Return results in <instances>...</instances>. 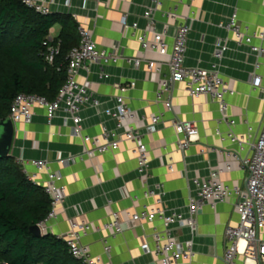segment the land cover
Listing matches in <instances>:
<instances>
[{"label": "crops", "instance_id": "obj_1", "mask_svg": "<svg viewBox=\"0 0 264 264\" xmlns=\"http://www.w3.org/2000/svg\"><path fill=\"white\" fill-rule=\"evenodd\" d=\"M150 6L151 0H55L52 15L72 17L79 27L91 30L96 43L107 51L161 61L165 56L144 53L137 39L146 25L143 15ZM175 7L177 18H167L161 11L156 13L158 31H168L171 49L174 27L189 22L186 65L190 67L209 68L214 61L216 40L227 41L229 50L221 62V72L235 91L228 97L229 115L237 121L235 131L238 134H247L252 128L256 135L264 120V66L257 68L256 64L264 62V57L259 59L251 46H264V40L254 37L250 42L240 43L225 27L237 10L243 28L248 27L251 34L264 33V0H165L162 9ZM123 21L136 23L138 30L126 31ZM61 31L62 25L57 23L50 34L58 38ZM255 75L262 78L258 87L253 84ZM164 76L169 77L168 70ZM160 78L144 67L135 68L126 60L105 65L88 63L80 69L78 79L89 86L92 98L100 99L101 105L97 108L91 104L83 106L82 127L84 133L90 135H100L106 128L112 139L115 121L105 110L115 105L120 88L133 82L134 86L125 96L129 106L144 120L140 133L150 152V184L163 185L164 204L168 210L187 215L190 197L196 196L193 180L206 182L211 171L224 165L226 152L237 150V146L227 138L229 126L222 121L218 103L211 96L192 98L184 84L176 83L158 100ZM168 99L172 100L173 111L166 108ZM33 111L30 124H16L11 155L19 161L47 160L52 170L63 175L61 183L67 186L68 195L57 216L46 224V232L64 236L70 232L73 221L91 222L95 229L83 237L82 242L93 256H102L104 264H162L154 253L144 249L146 243L154 248L153 226L161 228L162 223L136 224L129 217L130 212L154 204L153 198L143 194L145 186L132 151L134 143L123 141L115 151L89 157L82 138L72 134L73 121L67 110L61 109L51 124L44 109L34 108ZM160 113L163 121L155 132H148L145 122ZM174 116L195 121L198 127L199 138L186 150L180 148L171 126ZM241 154L245 156L246 152ZM69 157L72 159L61 161ZM27 169L34 171L35 167L29 165ZM247 175L236 163L232 170L222 174V179L230 186H245ZM39 179L46 180L47 173H39ZM235 201L232 198L220 202L215 208L207 205L199 211L193 232L188 227L177 230L179 240L193 241L196 253L193 264H225L227 227L239 223ZM116 211L120 214L123 231L113 236L105 224L113 220ZM105 240L111 246L108 253H104ZM236 264H264V261L245 260L239 255Z\"/></svg>", "mask_w": 264, "mask_h": 264}, {"label": "built area", "instance_id": "obj_2", "mask_svg": "<svg viewBox=\"0 0 264 264\" xmlns=\"http://www.w3.org/2000/svg\"><path fill=\"white\" fill-rule=\"evenodd\" d=\"M55 0H23L24 4L42 15H52V8ZM165 0H151L152 6L144 13L146 25L138 34L137 39L144 53L155 52L165 56L164 60L156 61L145 57H127L119 53L110 52L100 47L94 38L91 30L79 27L80 42L73 47L67 57L68 77L61 88L57 98L53 101L44 96L36 94L20 93L14 99L11 106L10 117L15 124H30L34 116V108L45 110L47 121L51 124L61 109L67 110L73 121L72 134L82 138L86 145V154L94 157L99 153L115 151L120 148L123 141L134 143L132 149L137 162V170L144 182V197L153 198V205H144L142 210L129 213L130 220L134 223H150L156 221L162 223V227L153 226L151 234L154 248L148 243L144 245L147 252L154 253L162 264H193L196 253L193 248V241H181L178 239L177 230L188 227L195 230L199 211L210 205L215 208L220 202L235 198V207L239 214V223L229 226L226 230L227 249L224 255L225 264H236V259L242 255L245 260L264 261V120L261 130L254 135L252 128L247 134H238L235 131L237 121L229 115L228 97L234 95L235 91L230 88L227 78L221 72V62L225 53L229 50V44L225 39H217L215 42L214 61L209 68L190 67L186 65V54L188 49V35L191 27L188 21L179 23L174 30L173 44L167 41L168 31H158L156 13L161 11L165 17H178L177 7L172 10H163ZM123 27L127 31L138 30L136 23L128 24L123 21ZM235 35L236 41L250 42L254 37L264 40V33L251 34L248 27H242L239 22L238 11L234 10L225 27ZM49 33L46 41L45 59L49 64H54L61 53V45ZM251 49L260 59L264 57L263 45H252ZM126 60L135 68L144 67L149 73L158 75L160 87L157 91V99L160 100L165 93H168L176 83L184 84L186 91L192 98L202 95H209L218 103L222 115L229 130L226 133L228 139L237 146V150L226 152V161L217 171H211L208 180L202 182L194 179L193 185L196 189V196L190 197L188 214L178 211H170L165 207V190L162 184H150L151 158L147 144L140 133V118L126 101V92L134 86L128 83L120 88V93L115 97V105L107 108L105 113L115 121L116 129L114 137L110 138V132L104 128L100 135L85 134L82 127L83 118L80 115L84 105L91 104L94 107L101 105L98 98H92L91 90L86 83L79 81L80 69L88 63L110 64ZM264 66V62L258 61L256 67ZM165 70L169 71V77L164 76ZM262 78L255 75L253 84L255 87L261 85ZM167 110L173 111L172 100L165 101ZM163 121V115L155 114L145 122L148 132H155L157 125ZM171 126L178 137V144L182 150L188 149L199 138V130L195 121L182 120L177 116L171 119ZM246 152L245 156L241 153ZM61 160L66 162L71 160ZM27 177L36 185L42 186L51 197L52 209L43 222L38 226L42 234L46 232V224L55 218L59 207L65 202L68 191L67 186L62 184L63 175L59 171L51 169L50 162L44 159H33L20 161ZM238 164L245 170V186H230L222 179V174L233 169V164ZM35 167L34 171L27 169V166ZM47 173V179H39V173ZM113 236L123 231L119 212H113V220L105 224ZM95 226L91 222L73 221L71 230L64 236L71 254L83 264H104L102 256H93L90 249L82 242L83 237L91 233ZM104 253L111 250L110 244L105 240ZM241 243H243L241 245ZM241 245V246H240Z\"/></svg>", "mask_w": 264, "mask_h": 264}, {"label": "trees", "instance_id": "obj_3", "mask_svg": "<svg viewBox=\"0 0 264 264\" xmlns=\"http://www.w3.org/2000/svg\"><path fill=\"white\" fill-rule=\"evenodd\" d=\"M57 23L61 53L49 64L45 43ZM79 42L72 17L42 15L23 0H0V120L10 116L20 93L55 100L68 77L66 57ZM51 209L50 195L27 177L21 162L12 155L0 157V264H83L64 239L31 230Z\"/></svg>", "mask_w": 264, "mask_h": 264}, {"label": "water", "instance_id": "obj_4", "mask_svg": "<svg viewBox=\"0 0 264 264\" xmlns=\"http://www.w3.org/2000/svg\"><path fill=\"white\" fill-rule=\"evenodd\" d=\"M15 131L16 124L10 116L6 120H0V157L11 155ZM31 230L37 235H42L41 229L38 225L33 226Z\"/></svg>", "mask_w": 264, "mask_h": 264}]
</instances>
